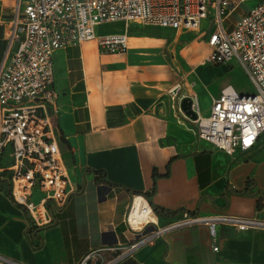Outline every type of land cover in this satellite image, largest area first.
<instances>
[{
    "label": "crops",
    "instance_id": "1",
    "mask_svg": "<svg viewBox=\"0 0 264 264\" xmlns=\"http://www.w3.org/2000/svg\"><path fill=\"white\" fill-rule=\"evenodd\" d=\"M15 4L0 0V60L3 23ZM104 25L117 28L103 33ZM125 32V52H102L94 40L55 52L59 112L53 123L70 197L63 207L50 203L52 224L34 227L25 209L0 191V254L26 264H77L92 249L126 245L135 238L127 217L136 197L159 209L161 225L184 212L264 218V133L249 150L229 155L199 139L180 111L182 96L195 95L207 115L226 86L246 93L233 83L237 63L211 64L208 52L196 54L210 46L206 28L154 34L124 21L97 27L98 35ZM178 83L181 91L170 94ZM31 230L42 238L39 249L32 247ZM119 264H264V229L220 224L213 233L207 224L187 226Z\"/></svg>",
    "mask_w": 264,
    "mask_h": 264
},
{
    "label": "built area",
    "instance_id": "2",
    "mask_svg": "<svg viewBox=\"0 0 264 264\" xmlns=\"http://www.w3.org/2000/svg\"><path fill=\"white\" fill-rule=\"evenodd\" d=\"M245 1L16 0L14 14L3 23L6 47L0 60V187L7 184L11 197L25 209L34 227L52 224L50 203L63 207L71 192L53 123V116L59 112L54 54L92 40L102 52L127 51L128 32L98 35L100 24L124 21L148 29H208L207 41L213 51L206 62L237 63L254 90L240 93L226 86L213 99L207 115L194 95L192 110L197 118L185 116L196 125L199 139L229 155L247 151L257 143L264 133V0L252 6L231 29L225 27L227 17ZM14 43L19 44L16 52L12 51ZM180 91L178 83L170 94ZM132 208L127 223L135 238L126 245L92 249L77 264H119L141 247L187 226L207 224L213 233L220 224L241 232L264 229V218L259 216H193L188 212L165 225L146 220L134 227ZM0 264L26 263L0 254Z\"/></svg>",
    "mask_w": 264,
    "mask_h": 264
},
{
    "label": "rangeland",
    "instance_id": "3",
    "mask_svg": "<svg viewBox=\"0 0 264 264\" xmlns=\"http://www.w3.org/2000/svg\"><path fill=\"white\" fill-rule=\"evenodd\" d=\"M258 0H253L251 1H245L243 3H241L226 19L225 21V27L227 28V30L231 29L233 24L240 19L243 15H245L250 7H252L255 3H257ZM117 28L116 26H110V25H104L102 26V32H112ZM200 43V40H196L193 44H198ZM19 48V44L18 43H14V45L12 46V51L16 52ZM3 51V50H2ZM213 51V47L209 46V47H200L197 50L196 54H200L202 52H208V55ZM187 57L190 59L192 57L195 56L194 53H190L187 52L186 53ZM234 70L231 72V76L235 77V81L233 82L237 87L241 88L244 92L246 93H252L253 92V87L250 84V82L248 81L247 78H245L242 74V69L240 67L237 66V64H234ZM231 68V67H229ZM238 89V88H237ZM5 188L7 189L8 186H5Z\"/></svg>",
    "mask_w": 264,
    "mask_h": 264
},
{
    "label": "bare ground",
    "instance_id": "4",
    "mask_svg": "<svg viewBox=\"0 0 264 264\" xmlns=\"http://www.w3.org/2000/svg\"><path fill=\"white\" fill-rule=\"evenodd\" d=\"M130 220L134 227H138L141 222L146 220L157 221V217L147 206L146 200L142 197H137L131 211Z\"/></svg>",
    "mask_w": 264,
    "mask_h": 264
},
{
    "label": "trees",
    "instance_id": "5",
    "mask_svg": "<svg viewBox=\"0 0 264 264\" xmlns=\"http://www.w3.org/2000/svg\"><path fill=\"white\" fill-rule=\"evenodd\" d=\"M148 30H150V29H148ZM151 31H156V32H153L154 34H158V33L160 34L163 30L162 29H151ZM60 144H66V142L63 140V138L60 139ZM66 147L69 150V146L67 145ZM96 173L98 174V176L101 175L100 172H96ZM5 186H7V184H3L0 187V191H4L6 193V195L9 196L12 199V201L15 203V201L11 197L9 188L6 189ZM154 211L158 215H162L158 208H154ZM30 233H32V234H30L31 235L30 236V242L32 244V247L35 248V249H39L42 246V238H41V236L39 235V233L37 231L31 230Z\"/></svg>",
    "mask_w": 264,
    "mask_h": 264
},
{
    "label": "water",
    "instance_id": "6",
    "mask_svg": "<svg viewBox=\"0 0 264 264\" xmlns=\"http://www.w3.org/2000/svg\"><path fill=\"white\" fill-rule=\"evenodd\" d=\"M192 99L190 97H185L182 98V100L179 102L180 105V111L188 116L191 117L192 119H196L197 115L196 113L192 110Z\"/></svg>",
    "mask_w": 264,
    "mask_h": 264
},
{
    "label": "snow or ice",
    "instance_id": "7",
    "mask_svg": "<svg viewBox=\"0 0 264 264\" xmlns=\"http://www.w3.org/2000/svg\"><path fill=\"white\" fill-rule=\"evenodd\" d=\"M250 142V140L249 141H246V143H249Z\"/></svg>",
    "mask_w": 264,
    "mask_h": 264
}]
</instances>
